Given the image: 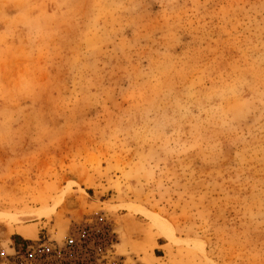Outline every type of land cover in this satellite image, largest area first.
<instances>
[{
	"label": "rangeland",
	"instance_id": "rangeland-1",
	"mask_svg": "<svg viewBox=\"0 0 264 264\" xmlns=\"http://www.w3.org/2000/svg\"><path fill=\"white\" fill-rule=\"evenodd\" d=\"M81 226L75 264H264V0H0V250Z\"/></svg>",
	"mask_w": 264,
	"mask_h": 264
},
{
	"label": "built area",
	"instance_id": "built-area-1",
	"mask_svg": "<svg viewBox=\"0 0 264 264\" xmlns=\"http://www.w3.org/2000/svg\"><path fill=\"white\" fill-rule=\"evenodd\" d=\"M95 230L81 226L70 231L62 244L39 239L19 248H12L11 255L0 250V264H75L95 246Z\"/></svg>",
	"mask_w": 264,
	"mask_h": 264
},
{
	"label": "bare ground",
	"instance_id": "bare-ground-1",
	"mask_svg": "<svg viewBox=\"0 0 264 264\" xmlns=\"http://www.w3.org/2000/svg\"><path fill=\"white\" fill-rule=\"evenodd\" d=\"M158 225H159L161 233L163 234V237H165L168 241L173 242V236L166 230V228L159 222H158ZM18 232H20L26 238H32L34 235L33 232L22 231V229L21 230L19 229ZM144 264H158V262H156V260L151 257V258L145 259Z\"/></svg>",
	"mask_w": 264,
	"mask_h": 264
},
{
	"label": "crops",
	"instance_id": "crops-1",
	"mask_svg": "<svg viewBox=\"0 0 264 264\" xmlns=\"http://www.w3.org/2000/svg\"><path fill=\"white\" fill-rule=\"evenodd\" d=\"M17 234H12L11 237H17V240L18 243H21V242H24L26 240H29V239H25L26 237H24L20 232L16 231ZM24 237V238H23ZM11 241L13 242V244L15 243V240L11 239ZM13 248H16V247H13Z\"/></svg>",
	"mask_w": 264,
	"mask_h": 264
},
{
	"label": "trees",
	"instance_id": "trees-1",
	"mask_svg": "<svg viewBox=\"0 0 264 264\" xmlns=\"http://www.w3.org/2000/svg\"><path fill=\"white\" fill-rule=\"evenodd\" d=\"M12 239L15 240L16 243H18V241H16V240H17V237H14V236H13Z\"/></svg>",
	"mask_w": 264,
	"mask_h": 264
}]
</instances>
